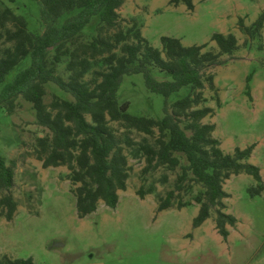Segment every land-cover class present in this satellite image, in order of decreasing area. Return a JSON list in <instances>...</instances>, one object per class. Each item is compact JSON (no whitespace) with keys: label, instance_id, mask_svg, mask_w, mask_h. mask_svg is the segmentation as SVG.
Listing matches in <instances>:
<instances>
[{"label":"trees","instance_id":"obj_1","mask_svg":"<svg viewBox=\"0 0 264 264\" xmlns=\"http://www.w3.org/2000/svg\"><path fill=\"white\" fill-rule=\"evenodd\" d=\"M16 1L0 0V108L11 115L19 99L30 105L35 124L45 132L36 139L33 155L44 169L67 168L76 216L84 219L93 214L100 202L116 208L118 193L127 189L129 149L144 161L142 175L159 168L175 173L173 186L164 195L151 183L139 188L140 199L154 194L157 212L181 210L191 204L182 196L199 186L193 197L198 211L192 227H200L214 211L215 229L226 241L237 219L225 212L229 195L223 183L244 174L257 184L251 195L263 189L260 169L248 162L253 146L225 153L213 136L214 125L203 122L214 113L205 106L206 88L219 106L214 77L204 71L224 64L222 57L238 50L236 37L214 33L210 42L216 51H204L206 44L184 46L177 38L162 36L157 49L143 37L138 19H121L119 9L125 0H28L37 4L42 25L35 32L11 8ZM169 4L183 5L188 12L195 8L193 0H170ZM263 28L264 14L250 25L241 18L237 21L239 32L249 40L257 39L258 50L264 52ZM27 57L29 64L10 76ZM60 65H64L62 73ZM135 74L142 75L149 93L164 99L161 119L130 115L128 104H119L122 78ZM48 84L60 95L52 94L46 102ZM183 88L188 93L168 104V98ZM134 134L140 136L138 141ZM14 174V161L7 164L0 155V216L7 221L17 210L11 194ZM159 182L168 183L167 176L162 175ZM0 264L34 263L31 258L1 256Z\"/></svg>","mask_w":264,"mask_h":264},{"label":"rangeland","instance_id":"obj_2","mask_svg":"<svg viewBox=\"0 0 264 264\" xmlns=\"http://www.w3.org/2000/svg\"><path fill=\"white\" fill-rule=\"evenodd\" d=\"M169 1L125 0L119 15L125 21L138 19L143 37L157 49L162 36L177 38L184 46L206 44L204 51H216L210 42L214 33L236 37L238 50L232 56H223L224 64L204 71L214 77L219 106L213 92L206 88L205 106L214 113L203 122L214 125L213 136L225 153L253 146L248 162L260 169L263 189L251 195L249 191L257 184L244 174L223 183L229 195L224 200L225 212L237 219L223 241L215 229L214 211L200 227H192L198 211L193 197L199 186L182 196V201L191 204L181 210L157 212L154 194L140 199L139 188L146 189L151 183L164 195L173 186L175 173L159 168L142 175L144 161L127 149V189L118 193L116 208L100 202L93 214L79 219L67 168L44 169L34 157L35 141L45 132L35 124L30 105L19 99L11 115L0 108V155L7 164L15 163L11 194L17 203L11 221L0 216V257L31 258L34 264H264V52L258 50L257 39L249 40L237 29L238 19L250 25L264 14V0H193V12L183 5L174 7ZM10 6L26 18L30 31L42 30L36 3L17 0ZM89 27L86 34L93 25ZM261 42L264 47V28ZM29 61L27 57L10 76ZM63 68L59 66V73ZM46 89V102L52 94L60 95L52 84ZM187 93L188 88H183L172 94L168 104ZM117 100L128 104L130 115L155 120L163 116L164 99L146 90L141 74L122 78ZM134 138L138 141L140 136L134 134ZM162 175L167 176L168 183L159 182Z\"/></svg>","mask_w":264,"mask_h":264}]
</instances>
